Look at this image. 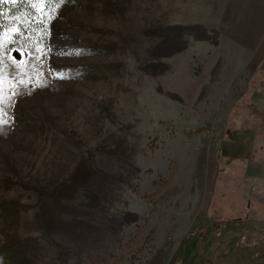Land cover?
Masks as SVG:
<instances>
[{
  "label": "rangeland",
  "instance_id": "obj_1",
  "mask_svg": "<svg viewBox=\"0 0 264 264\" xmlns=\"http://www.w3.org/2000/svg\"><path fill=\"white\" fill-rule=\"evenodd\" d=\"M4 1L0 264H264V0Z\"/></svg>",
  "mask_w": 264,
  "mask_h": 264
},
{
  "label": "trees",
  "instance_id": "obj_2",
  "mask_svg": "<svg viewBox=\"0 0 264 264\" xmlns=\"http://www.w3.org/2000/svg\"><path fill=\"white\" fill-rule=\"evenodd\" d=\"M17 5H18L17 3H15V4L6 3L4 0H2V2H0V31L4 27L7 26V23H6V20H5L6 17L18 12V8H17L18 6ZM244 123L245 124H240L239 126L233 127V128L230 125H227L225 127V131H224V134H223V139H225L227 141H232V140H234V131H236V130H245L246 131V129L248 127L246 126V122H244ZM241 159H245V156H242V157L240 156L239 160H241ZM44 187L50 189L51 191H54L56 189L55 186H52L51 184H48V183H46L44 185ZM221 237L222 236L220 235L219 231H217L213 235V238L216 240L217 243L221 241V239H222ZM211 242H213V241L211 240ZM184 257H186V255ZM184 257H182V259H181V264H187L188 261L191 259V257H187V259L184 258ZM201 260L202 261L199 262V264H209V260L210 259H208V257H203V258H201ZM213 264H224V263L222 261L221 262L214 261Z\"/></svg>",
  "mask_w": 264,
  "mask_h": 264
},
{
  "label": "built area",
  "instance_id": "obj_3",
  "mask_svg": "<svg viewBox=\"0 0 264 264\" xmlns=\"http://www.w3.org/2000/svg\"><path fill=\"white\" fill-rule=\"evenodd\" d=\"M187 238L195 237L197 239H202L204 237V231L203 230H196L194 232L188 233L186 235Z\"/></svg>",
  "mask_w": 264,
  "mask_h": 264
},
{
  "label": "snow or ice",
  "instance_id": "obj_4",
  "mask_svg": "<svg viewBox=\"0 0 264 264\" xmlns=\"http://www.w3.org/2000/svg\"><path fill=\"white\" fill-rule=\"evenodd\" d=\"M2 2V0H0ZM9 2H12V0H9ZM58 2H63V0H58Z\"/></svg>",
  "mask_w": 264,
  "mask_h": 264
}]
</instances>
